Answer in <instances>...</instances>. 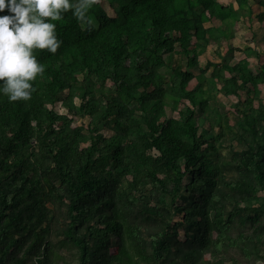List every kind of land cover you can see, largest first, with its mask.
<instances>
[{
  "label": "trees",
  "instance_id": "trees-1",
  "mask_svg": "<svg viewBox=\"0 0 264 264\" xmlns=\"http://www.w3.org/2000/svg\"><path fill=\"white\" fill-rule=\"evenodd\" d=\"M103 1L0 93V264H264V53L233 42L264 0Z\"/></svg>",
  "mask_w": 264,
  "mask_h": 264
},
{
  "label": "clouds",
  "instance_id": "clouds-1",
  "mask_svg": "<svg viewBox=\"0 0 264 264\" xmlns=\"http://www.w3.org/2000/svg\"><path fill=\"white\" fill-rule=\"evenodd\" d=\"M95 0H0V93L11 101L28 100L45 65L37 50L56 53L63 41L57 23L71 13L92 26Z\"/></svg>",
  "mask_w": 264,
  "mask_h": 264
},
{
  "label": "rangeland",
  "instance_id": "rangeland-1",
  "mask_svg": "<svg viewBox=\"0 0 264 264\" xmlns=\"http://www.w3.org/2000/svg\"><path fill=\"white\" fill-rule=\"evenodd\" d=\"M104 5L108 6V2L106 0L103 1ZM220 3L224 4L225 1L224 0H219ZM259 2V1H258ZM253 5V9L254 12H260L262 11L264 8L263 6H260L258 3L256 2H252ZM238 7L237 2H236V8ZM107 9L112 13V10L110 9V7L108 6ZM190 15H191V10H188ZM239 15V14H238ZM95 22L97 23L96 19ZM234 29H235V38L233 39V42L238 45L241 43H245L247 41H251L252 40V36H248L246 37V35L244 33L249 34L251 32V29L253 27L252 30H255L256 33H258L256 36V43L254 46V51L256 50H261L264 53V21H260L258 20L257 17L255 16H241L238 18L237 21H234ZM251 25V27H250ZM261 29V30H259ZM263 31V32H261ZM247 40V41H245ZM223 47L226 48L228 46V41L227 40H223L222 41ZM252 45L251 47H253V43L250 42L249 45ZM245 56V54L240 53V52H236L235 53V61H238L240 59H242ZM205 62L204 57H202V63ZM250 65L253 69H257L259 67V61L256 60L255 58H253L252 56H250ZM204 66V65H202ZM196 83V80H192L190 83V87H192L194 84ZM110 84V83H109ZM111 85V84H110ZM256 90L261 94L262 98H264V84H259L256 86ZM238 103V97L236 95H230L228 97H223L222 98V102L219 104V106L216 108L217 112H225V111H235L236 105ZM56 109H58L59 111L63 112H67V109L61 104V102L57 103ZM170 116H178V112H172V111H168ZM73 121H74V125H78L81 122H85L88 123L89 122V118H84L83 120H81L79 117H73ZM102 132L105 134H110L111 131H109L108 129H106L105 127L102 128Z\"/></svg>",
  "mask_w": 264,
  "mask_h": 264
},
{
  "label": "crops",
  "instance_id": "crops-1",
  "mask_svg": "<svg viewBox=\"0 0 264 264\" xmlns=\"http://www.w3.org/2000/svg\"><path fill=\"white\" fill-rule=\"evenodd\" d=\"M219 1V0H218ZM225 1V3L224 4H230V3H234V5H235V7H236V2L234 1V0H224ZM254 4H252V6H253ZM253 11H254V9H253ZM257 13H259V12H257ZM256 12H254V14L252 15V16H255L256 17V14H257ZM250 27H251V25H250ZM251 29V32L249 33V34H247V33H244L245 35H246V37H248V36H252V40L251 41H247V40H245V41H247V42H245V43H241V44H238V45H241V46H244V45H248L249 46V43L250 42H252L253 44L254 43H256V35L258 34V33H256L255 32V30H252L253 29V27L252 28H250ZM259 30H261V29H259ZM261 32H263V31H261ZM250 46H252L251 44H250ZM254 46H255V44L253 45V48H254ZM256 47V46H255ZM255 51L257 52V53H259V54H261V55H263V51H262V49L261 50H256L255 49ZM237 52H240V53H243V54H245V56L243 57V58H245V57H247V55H246V53L244 52V51H237ZM250 56H252L253 58H255L256 59V56L255 55H250ZM248 59L250 60V57H248ZM257 60V59H256Z\"/></svg>",
  "mask_w": 264,
  "mask_h": 264
}]
</instances>
